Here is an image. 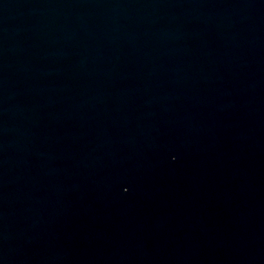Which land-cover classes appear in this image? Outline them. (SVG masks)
<instances>
[{"label":"water","instance_id":"1","mask_svg":"<svg viewBox=\"0 0 264 264\" xmlns=\"http://www.w3.org/2000/svg\"><path fill=\"white\" fill-rule=\"evenodd\" d=\"M0 264H264V0H0Z\"/></svg>","mask_w":264,"mask_h":264}]
</instances>
